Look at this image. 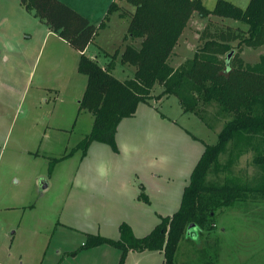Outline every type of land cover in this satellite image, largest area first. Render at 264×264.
Instances as JSON below:
<instances>
[{
	"label": "rangeland",
	"instance_id": "1",
	"mask_svg": "<svg viewBox=\"0 0 264 264\" xmlns=\"http://www.w3.org/2000/svg\"><path fill=\"white\" fill-rule=\"evenodd\" d=\"M42 1L47 5L38 10L24 0H0V264H117L101 248H83L87 234L118 239L119 225L127 222L144 236L161 215H172L205 145L218 141L230 115L212 102L206 105L204 122L184 112L177 96H163L152 101L154 106L141 103L134 116L122 120L118 151L94 141L85 157L80 148L73 152L94 121L90 111L79 109L88 80L78 68L81 54L107 66L118 50L114 75L132 77L135 67L120 60L130 42L125 38L128 15L113 11L91 38L114 1L134 6L126 0ZM228 1L245 8L250 0ZM204 2L213 9L217 0ZM207 25L214 31L228 25L247 27L234 19L194 15L174 65L176 58L193 56ZM245 50L246 61H256L255 49L244 48L242 58ZM162 89L155 85L156 100ZM70 152L51 168L52 158ZM253 156H242L234 174L251 178L256 170ZM101 165L110 169L107 178L98 174ZM42 179L48 182L45 188ZM207 180L221 183L224 174L210 173ZM143 192L152 203L140 198ZM207 233L198 226L189 228L176 261H207ZM257 245L264 246V240ZM243 246L249 257L256 244L247 241Z\"/></svg>",
	"mask_w": 264,
	"mask_h": 264
},
{
	"label": "trees",
	"instance_id": "2",
	"mask_svg": "<svg viewBox=\"0 0 264 264\" xmlns=\"http://www.w3.org/2000/svg\"><path fill=\"white\" fill-rule=\"evenodd\" d=\"M126 1L134 8L114 1L91 40L106 26L113 11L128 15L130 22L125 38L130 42L120 60L135 67L134 75L124 80L114 75L118 50L107 66L81 54L78 68L88 80L79 109L90 111L94 121L90 133L72 151L80 148L85 157L94 141L109 144L118 151L116 136L120 123L134 116L141 103L155 99L153 89L157 84L163 87L158 98L177 96L185 112L196 114L204 122L206 105L212 102L229 114L230 119L221 128L218 141L205 145L184 188L178 210L161 216L160 222L144 236H137L127 222L119 225L118 239L89 233L83 248L113 246L121 250L118 264H125L130 251L160 250L164 252V264H176L179 243L191 224L209 231L220 209L249 193H264V0H250L245 8L228 0H217L213 9L204 0ZM24 2L27 7L38 10L47 5L42 0ZM194 15L205 19L216 16L224 21L234 19L246 23L247 27L228 25L214 31L207 25L200 36L202 43L193 56L174 65L173 57L189 32ZM244 48L255 51L261 48L262 53L255 57L256 61H246L240 55ZM73 152L52 158L51 168ZM251 152L258 182H239L233 168L242 155ZM210 173L226 176L221 183L210 182L207 180ZM140 198L149 202L144 192Z\"/></svg>",
	"mask_w": 264,
	"mask_h": 264
},
{
	"label": "crops",
	"instance_id": "3",
	"mask_svg": "<svg viewBox=\"0 0 264 264\" xmlns=\"http://www.w3.org/2000/svg\"><path fill=\"white\" fill-rule=\"evenodd\" d=\"M183 41H184L183 42L184 45V43L187 42V39L185 40L183 39ZM255 52H256L255 56H258L259 54L262 53V49L260 48ZM247 53L248 50L243 51L244 54L243 58L245 60H246L245 54ZM183 60L184 59H182V61ZM180 62L181 59L176 58L175 60V63H177L176 65L180 64ZM163 98H161L160 100L152 99L149 101V103H145V104L154 106V104L152 103L153 100L158 102L161 101ZM244 172L246 173L245 170ZM219 175L220 174L215 173V176H219ZM234 175L238 177L239 182H246L248 180L254 181L255 183L258 182L257 167L255 173L252 176H250L251 178L247 177L246 174L245 175L243 174L244 177L240 176L241 174L239 175L234 174ZM225 176L226 175L224 174V179ZM183 192L184 189L182 191V196H183ZM145 194L147 195V193ZM148 197L151 199L150 194L148 195ZM150 199L148 203H152V200L150 201ZM219 219L220 222L222 223V226L220 228L217 222ZM129 224L132 226L134 233L137 235L135 226H133L131 223ZM207 232H208L207 261L202 260V261H198L197 263L195 262L193 263L191 261L187 264H264V246L261 245L260 247L257 245V242H259V240L260 241L264 240V193L262 191H255L249 193L247 197H244L241 200L235 201L231 203L229 206L220 209L216 216V223L213 225L212 229H210ZM247 241L251 242V244L253 243L256 244L255 249L252 252L249 251L250 253L249 257L245 252L246 247L243 246V244ZM105 245L106 244L92 248H101L105 253L112 254L113 261L116 260L118 264L121 255V250L115 247L114 248L117 250H111L110 248H107ZM158 255H160L161 258L159 261H156V257ZM228 256H231L230 260L227 259ZM163 257H164V252L160 250L130 251L126 258L125 264H164L165 258ZM176 257H177V253L175 256V261H176ZM176 264L179 263L176 261Z\"/></svg>",
	"mask_w": 264,
	"mask_h": 264
},
{
	"label": "clouds",
	"instance_id": "4",
	"mask_svg": "<svg viewBox=\"0 0 264 264\" xmlns=\"http://www.w3.org/2000/svg\"><path fill=\"white\" fill-rule=\"evenodd\" d=\"M125 151L127 152L128 150L125 149ZM160 162L161 163H164L166 162L165 158L164 157H161L160 158ZM156 162L153 161L152 164H155ZM98 174L100 175V177L102 178H107L109 175H110V169L105 166V165H101L99 168H98Z\"/></svg>",
	"mask_w": 264,
	"mask_h": 264
},
{
	"label": "water",
	"instance_id": "5",
	"mask_svg": "<svg viewBox=\"0 0 264 264\" xmlns=\"http://www.w3.org/2000/svg\"><path fill=\"white\" fill-rule=\"evenodd\" d=\"M231 55H232V52H231ZM40 183L43 185L44 188L48 186V182H45L44 179H42ZM195 226H196V225L191 224V225L189 226V228H191V227H195ZM189 228H188V229H189Z\"/></svg>",
	"mask_w": 264,
	"mask_h": 264
}]
</instances>
